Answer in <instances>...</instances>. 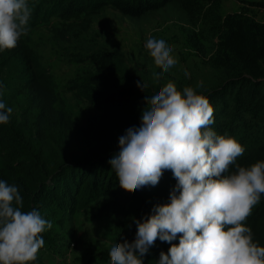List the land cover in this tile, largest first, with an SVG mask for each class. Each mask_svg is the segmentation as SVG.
I'll use <instances>...</instances> for the list:
<instances>
[{"label":"trees","instance_id":"obj_1","mask_svg":"<svg viewBox=\"0 0 264 264\" xmlns=\"http://www.w3.org/2000/svg\"><path fill=\"white\" fill-rule=\"evenodd\" d=\"M28 5L32 13L27 34L15 48L0 51V101L7 106L3 91L9 83L5 74L16 62L21 84L38 110L41 138L45 137L47 125L66 121L56 108L53 75L30 44L33 28L51 23L54 17L65 21L63 28H54L59 38L71 43L90 61L105 65L114 75L106 77L112 88L102 98L105 117L90 121L87 136L93 142L79 152L66 153L61 145H56L53 153H47L30 133L20 130L12 114L7 124H0V180L18 186L22 211L35 208L46 219L48 207L75 213L106 197L104 209L137 230L135 220L151 215L154 206L169 202L176 184L171 170H165L157 186L127 192L119 186L115 170L108 163L119 151V137L126 129L140 126L145 97L156 94L166 83L161 79L147 83L141 72L130 67L122 49L99 41L93 23L95 16L107 8L139 27L155 17L181 24L189 44L200 54L204 70L182 77L176 84L178 90L193 87L207 97L214 108L212 130L235 138L245 147L229 173L236 171V165L249 167L264 161V22L243 11L224 15L221 0H28ZM90 35L91 42L85 44ZM138 81L147 87L141 90ZM245 225L251 228L254 241L264 246V194ZM41 235L45 241L42 248L49 247L46 231ZM172 243L178 245L179 240ZM170 247L168 242L157 239L143 264H158L161 251L167 253ZM30 264L44 263L37 257Z\"/></svg>","mask_w":264,"mask_h":264},{"label":"clouds","instance_id":"obj_2","mask_svg":"<svg viewBox=\"0 0 264 264\" xmlns=\"http://www.w3.org/2000/svg\"><path fill=\"white\" fill-rule=\"evenodd\" d=\"M31 13L28 0H0V51L15 48L27 34ZM145 47L162 69L153 74L156 79L178 62L163 39L149 37ZM137 87L147 85L138 81ZM145 103L140 126L119 137V151L108 163L127 192L157 186L165 170L176 184L168 203L134 221L132 242L110 248V264H143L157 239L171 244L158 264H264V246L245 225L264 194V161L236 165L229 173L245 147L212 130L214 108L193 87L181 91L169 81ZM11 113L0 101V124H7ZM22 207L18 186L0 180V264L36 261L45 243L41 234L52 228L37 209ZM177 239L178 245L172 243Z\"/></svg>","mask_w":264,"mask_h":264},{"label":"rangeland","instance_id":"obj_3","mask_svg":"<svg viewBox=\"0 0 264 264\" xmlns=\"http://www.w3.org/2000/svg\"><path fill=\"white\" fill-rule=\"evenodd\" d=\"M221 5L224 15L243 11L256 21L264 22V0H221ZM168 20L155 17L151 23L139 27L118 11L107 8L95 16L93 32L101 43L122 49L130 67L141 72L147 83L154 84L161 79L164 83L177 84L184 76L200 74L204 66L200 54L189 44L182 25ZM65 24L54 17L51 23L37 25L31 30L30 44L53 75L56 108L63 113L66 124L47 125L43 132L45 137L41 138L38 110L21 84L17 63H12L5 74L9 86L3 95L12 116L20 130L30 133L47 153H53L56 145H61L66 153L79 152L93 142L87 136L90 121L105 117L102 98L112 88L106 77L114 75L105 65L90 61L71 43L59 38L54 28H63ZM149 37L163 39L178 61L158 79L153 74L162 73V69L155 65L145 47ZM90 42L91 35L86 37L85 44ZM2 160L0 155V162ZM104 199L106 197L90 202L75 213L48 207L46 220L52 223V228L46 230L49 247L41 248L37 257L44 264H110V248L125 239L132 242L137 230L126 225L127 220L105 210Z\"/></svg>","mask_w":264,"mask_h":264}]
</instances>
